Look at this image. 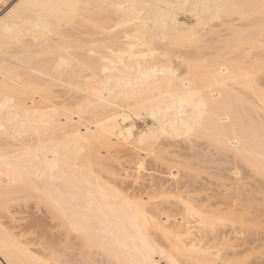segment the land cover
<instances>
[{"label": "bare ground", "instance_id": "obj_1", "mask_svg": "<svg viewBox=\"0 0 264 264\" xmlns=\"http://www.w3.org/2000/svg\"><path fill=\"white\" fill-rule=\"evenodd\" d=\"M5 1L0 0V4ZM260 2L16 0L4 9L0 14V210H5L15 199L20 202V199L27 201L29 196L36 198V203L50 207L56 218L59 215L58 220L61 218L70 227L69 231L76 232L87 244L103 251L113 264H168L169 256L179 264H199L202 259L214 264L218 257L215 255L221 251L217 243L207 247L202 244L203 237L184 241L183 236L194 233L192 229L195 226H187L183 230L185 225L180 226V230L168 229L161 217L153 215L144 204L131 200L113 183L112 186L104 181L98 173L101 169L97 172L94 166L102 167L103 149L113 145V135L121 127L119 118H126L124 108L133 107L135 110L143 109L153 118L150 129L140 135L136 133L140 147L152 148L155 154L153 147L156 145H153L160 137L191 139L194 135L199 140L212 141L216 147L222 146L224 151L235 155L234 160L239 157L240 165L243 160L245 164H242L245 167L249 165L248 168L254 170L253 174H257L256 181L258 177L263 180L264 102L261 94L264 88L258 75L264 74V20L258 7H230L259 5ZM73 5L93 7L80 8L78 11L82 18L78 19L74 15L76 10L71 7ZM111 5L137 7H108ZM250 12L253 15L258 12V20L255 21ZM181 13L191 14L194 25L181 22L178 17ZM245 14L249 23L247 17L244 19ZM235 15L241 16L238 20H247L246 26L254 20L253 27L249 25L250 29H247L244 23L242 26L237 22L238 25L232 28L229 22L232 30L227 31L231 33L226 37L225 32L224 37L220 36L222 39H217V42L222 40L221 44L218 42L221 48L217 54L207 57L185 55L186 73L173 65L172 56L168 57L166 50L157 51V44L167 48L197 47L203 33L207 32L204 28L208 23L219 20L221 16L230 18ZM222 20L221 23L224 22ZM122 24L127 26L117 27ZM211 30L213 33L214 28ZM70 93L85 94L83 101L74 104L75 108L72 103V108L69 104L68 107L64 105L65 97L62 95L68 98ZM60 97H64L63 100ZM180 99L186 101L182 111ZM75 116L78 119L91 118L92 122L87 121L92 123L91 126L86 123L85 135H80L77 130L64 135V129L72 126ZM238 162H235L237 170L232 168L235 175L241 173ZM244 191L248 190L245 188ZM163 194L161 197L165 196ZM41 204H37L38 207ZM182 209L185 211L183 216L196 215L203 227L211 225L213 220L245 219L244 215H235L232 209L226 214L216 210L212 213L215 217L211 218L204 214V209L200 212L190 201H185ZM1 220L0 264H40L47 261L32 252L34 250L25 245L26 242L23 245L14 232L2 226ZM43 221L35 218L34 224L37 222L43 226ZM154 228L159 230L169 246L157 242L152 235ZM146 240L149 246H146ZM211 256H215L213 260Z\"/></svg>", "mask_w": 264, "mask_h": 264}, {"label": "rangeland", "instance_id": "obj_2", "mask_svg": "<svg viewBox=\"0 0 264 264\" xmlns=\"http://www.w3.org/2000/svg\"><path fill=\"white\" fill-rule=\"evenodd\" d=\"M15 1L16 0H6L4 3H1L0 14L4 9H6L9 5H11ZM256 13L259 14L258 12ZM256 13H254L255 15L254 16L250 12V15L254 17L255 21L258 20L257 19L258 16L256 15ZM190 15L191 14L188 13L187 14L181 13L180 15H178V17L181 22L184 21L183 23H185V25H189V24L192 25L195 21H193L194 18H192V15L191 16ZM235 16L236 17L233 16L234 18L233 17L229 18V16L228 17L221 16L220 18H218L219 20L215 19L216 22L213 20V22H211L210 24L208 23L204 28L207 32L203 33V36L201 37L202 39L198 42L197 47L193 48V47L176 46L177 49H175L176 47L174 46L173 47L175 49L174 51L172 47L168 46L167 48L166 45L157 44L158 49H160V50L157 49V51L161 53L164 52V50H166V52L169 54L168 57L172 56V58L170 57V59L174 62V63L172 62L173 65L175 67L177 66L176 68H178L182 73H186L187 72L186 69H188L186 68L188 67V64H185L187 63V60L185 59L186 54H199L200 57H207L209 55L214 56L219 51L218 48H221L220 44L222 41L221 37L222 36L224 37L223 33L228 32L227 34L225 33L227 37L231 33L227 30H232V28H235L236 27L235 24L238 25L237 22H239L240 25L244 23L245 26H246L245 21L248 20L247 23H249V19H248L249 13L248 16L247 15L245 16L244 19H246L247 17V20L245 21L244 19L243 21L242 19L238 20L241 17L240 15H239L240 17L238 15ZM249 17L251 18V20L253 19V17L251 16ZM222 19L224 20V22ZM221 20L223 23H221ZM254 20L252 21V23L249 24L250 26L247 24L246 26L247 29H250L248 28V26L251 27V25H253ZM226 21L228 24L226 23ZM235 21L236 23H234ZM229 22L232 28H229ZM226 25L228 26V28L226 27ZM197 28L199 29V27ZM213 28L214 30L212 33L211 29ZM215 28H217V30ZM222 30H226V31L223 32ZM216 31L217 32L220 31L221 33L219 32L216 33ZM210 32L212 33V35L210 34ZM217 34L219 36H217ZM219 38H221L220 39L221 41L218 40V42L220 41L219 42L220 44L217 42V39ZM207 43L209 44L210 47L208 46ZM210 43H212V47H216L217 49L213 48L212 50ZM217 44L219 46H217ZM161 46L164 48H162ZM170 48H172L173 50ZM258 76H259V82L261 83V86L264 88V74L260 73ZM71 95H73V97H71ZM84 95H85L84 93L83 94L70 93L68 98L66 97L67 95H62L65 97V98L63 97L64 100L61 97L59 99H62L64 101L65 106L69 104V107L72 108L73 106V108H75L79 102L83 101ZM59 101L60 104L63 102V101L61 102V100ZM124 110L127 113V115L124 116L126 117L125 120H123V118H119V120H121L120 121L121 127L117 131V134H115L116 136L113 135L114 136L113 145L110 148H104V149L102 148L103 151L105 152L104 153L102 151L103 152L102 156L104 155L102 167L96 165L94 166L97 172L99 168L101 169L99 170L98 173L101 174L102 179H104V181L106 182H109L111 185L113 183V185H115V187L123 191V193L126 196L128 195V197L131 198V200L133 199L135 201H139L142 204H144V206L148 208V211L150 210V212L153 215L157 216L158 218L161 217L160 219L162 220V223L164 225L166 224L165 226L168 229L180 230L182 228L180 226L185 225L182 228L183 230L187 226L188 227L195 226V229H192L195 230L193 231L195 234L192 233L190 236H183V240L186 242H190L191 238L195 237L194 239L198 240L201 239V237H203L204 239L202 240L204 241L202 244H204L205 246L207 245V247L213 245V243L215 244L217 243L218 245L216 244V246L217 247L220 246L221 251L219 252V255L217 254L215 255L218 257H216L217 258L216 260L214 259L213 261L214 264H229V262H241V264H264V191H260V190H264V179L262 180V177H258V180L256 181L257 174L256 173H255L256 175L253 174L254 170L249 169L250 168L249 165L246 164L245 167V165H243L245 164L243 160L240 165L241 159L239 157H237V159L240 160L238 162L237 159L234 160L233 158L234 154L232 155L230 152L224 151V148L222 146H221L222 150L221 148H219L220 146H217L219 148L218 149L215 146L217 144L213 143L212 141H209L205 138L204 139L200 138L199 140V138L194 135L191 138L192 140L187 137H181V136L178 138L160 137L159 139H157V141L159 142L157 143L156 141L155 144L153 145V146L156 145L155 147H157V149L153 147L155 153L153 154L152 148L147 149L146 147H140L141 145L138 142H136L137 137L135 138V136L140 135L142 132L144 133V131L148 130V128L150 129L153 126V118L149 114H145L146 111H144L143 109L135 110L133 107H126L124 108ZM87 115L90 116V114ZM75 118L73 123L74 125L72 124V126H69L70 129L72 130L69 131L68 129L69 127L67 128L68 131L67 129L66 130L64 129L65 132L62 130L64 135L67 133L69 134V132L71 133L74 130L79 131L80 135L81 134L85 135V132H87L86 126L87 125L91 126L92 124V123L91 124L88 123L89 121L92 122L91 118L90 120L84 118L78 119L76 116ZM86 123L88 124L86 125ZM94 126L95 125L93 124L92 129L95 128ZM122 126H124L123 130H122ZM94 130L95 129H93V131ZM207 141H209L210 143ZM207 143H209L210 146H208ZM158 148L162 150L160 151V149ZM158 151L160 153H158ZM183 162L187 163V165ZM235 162L239 163V164L237 163L238 166L240 165L239 169L241 173L239 175H235V173H233L234 169L237 170L235 167L236 164ZM168 163L171 164L169 165ZM139 164L143 165L144 168L141 169V165ZM107 167L108 169H105ZM232 168L234 169L232 170ZM105 170L107 171L105 172ZM240 175L243 176L241 177ZM238 181L240 182V185H238L239 183ZM241 185L245 187H242ZM248 185L249 186L253 185L252 187H254V189L252 187L250 188ZM162 187L163 189L161 190ZM238 187L239 190H237ZM243 188L244 189L246 188V190L248 191H244ZM250 189L254 191L251 193ZM239 191L244 196L242 194L240 195V193H238ZM256 191L258 193H255ZM248 192H250V194ZM157 193L159 194L157 195ZM162 193H164L163 196L164 195L167 196L166 197L164 196L165 198L161 197L162 195L160 194ZM170 194L172 195V197ZM179 195L181 197L183 196L185 201L194 202V204L198 207V210H200V212H202V209H204L206 211L205 212L203 210L204 214L209 215L211 218L215 217L214 215H212V213H214L216 210H219L221 214H226L228 213V211L230 212V209H232L234 210V214L236 213L235 215L237 214L242 216L244 215L245 219L243 220L236 219V221L229 220V222L228 220H224V221L213 220V223L209 225L211 226V229L208 225H205V227L207 226L205 228L203 227V224L199 222V219L196 215L193 216L191 215V217L183 216L185 215V213L183 214L182 212L185 211L182 208L185 207V201ZM226 197H228V200L226 199ZM236 197L237 199H235ZM29 198L31 199L29 200ZM181 199L183 200V203L180 202L182 201ZM187 199H191V200H187ZM246 199H248L249 201H247ZM17 200L15 199V202L14 200L9 202V206L5 210L4 209L0 210V220L2 219L1 220L2 226L12 233L14 232L13 234L17 239L22 238L21 240L19 239V241L20 242L22 241L21 243L23 245L25 242H26L25 245L27 246L30 245L29 248L30 249L32 248L31 250H34L32 252L37 253L36 255L42 257L43 259L45 258V260L47 261L66 260L65 262L68 261L67 262L68 264H113L112 259L106 256V254L103 251L99 250L98 248L95 249V246H93L92 244H91L92 246L87 244L83 239H81L77 235L76 232H73L72 230L69 231L70 227L67 224L66 226L65 222H63L61 218L60 220H58L60 216L58 215L56 218V213L50 207H47V205L45 206V204H41L38 202L36 203L37 199L31 196H29L26 199L27 201H23L24 199H20L19 202ZM250 201L252 205L250 204ZM252 201H254L255 204ZM243 202L244 204H242ZM37 204L39 205L41 204V206L38 207ZM10 207L11 209L9 210L8 208ZM49 208L51 209V211L49 210ZM52 216L54 219L52 218ZM34 217L36 219L38 218L39 220L41 218V221L44 219L42 223L43 226L41 225V223H37V222L36 224H34V219H35ZM187 223L188 224L191 223L190 224L191 226H189ZM178 225L180 228L177 227ZM67 233H69V237H67L68 236ZM152 233H153L152 234L153 237L157 240V242L165 244L164 246H169L167 244L168 242L161 237L162 235L160 234L158 229L155 228L152 229ZM199 235L200 237H198ZM83 242L86 243L87 245L84 244ZM82 249L83 251H81ZM213 255L214 254H212V256ZM221 256H223L224 258L222 257L221 259ZM214 257H212V260ZM187 264H193V263L191 262ZM199 264H213V263L210 260L207 261L205 259H202L200 260Z\"/></svg>", "mask_w": 264, "mask_h": 264}, {"label": "snow or ice", "instance_id": "obj_3", "mask_svg": "<svg viewBox=\"0 0 264 264\" xmlns=\"http://www.w3.org/2000/svg\"><path fill=\"white\" fill-rule=\"evenodd\" d=\"M33 7H36V6H33ZM71 7H73V9L76 10L74 15L79 19L82 17L80 16V13L78 10L80 8H92L93 5H73ZM99 7H105V6H99ZM108 7H115V8H119V9H125V8H133L134 9L137 6L136 5H111ZM230 7L241 8V9L258 7L260 9L261 19L264 20V0H261L259 5H233ZM132 23H134V22H132ZM126 26H127L126 24H122V25H118L117 27L119 28V27H126ZM113 31H115V29ZM105 71H107V69H105ZM261 98H262V102H264V92H262ZM179 103L181 105V111H182L183 106L185 105L186 101L184 99H180ZM190 131H191V129H190ZM141 168H143V165H141ZM145 244H146V246H149V242L147 240L145 241ZM162 254H164V253H162ZM40 264H67V262L49 260V261H41ZM168 264H179V262L175 258H173V256H169L168 257ZM229 264H241V262H229Z\"/></svg>", "mask_w": 264, "mask_h": 264}]
</instances>
